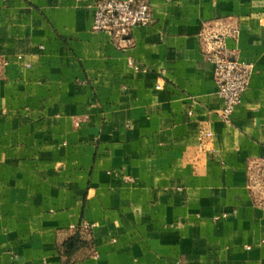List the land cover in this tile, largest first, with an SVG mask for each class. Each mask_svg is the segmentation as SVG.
<instances>
[{
  "label": "crops",
  "instance_id": "0c3cea01",
  "mask_svg": "<svg viewBox=\"0 0 264 264\" xmlns=\"http://www.w3.org/2000/svg\"><path fill=\"white\" fill-rule=\"evenodd\" d=\"M148 1L118 40L0 0V264H264V0ZM216 46L253 65L229 121Z\"/></svg>",
  "mask_w": 264,
  "mask_h": 264
},
{
  "label": "built area",
  "instance_id": "2783aa9c",
  "mask_svg": "<svg viewBox=\"0 0 264 264\" xmlns=\"http://www.w3.org/2000/svg\"><path fill=\"white\" fill-rule=\"evenodd\" d=\"M92 8L93 30L109 32L118 40L130 35L135 27L148 26L153 20L148 0H94ZM206 60L214 64V80L224 100L220 115L229 121L250 85L253 65L240 60L223 46L213 47L207 52ZM129 63L133 65L134 62Z\"/></svg>",
  "mask_w": 264,
  "mask_h": 264
},
{
  "label": "trees",
  "instance_id": "16d2710c",
  "mask_svg": "<svg viewBox=\"0 0 264 264\" xmlns=\"http://www.w3.org/2000/svg\"><path fill=\"white\" fill-rule=\"evenodd\" d=\"M78 239H74L73 240V243L70 245V250H73V249H75L76 248V246H77V244H78Z\"/></svg>",
  "mask_w": 264,
  "mask_h": 264
}]
</instances>
